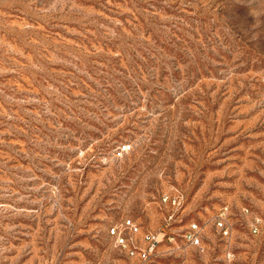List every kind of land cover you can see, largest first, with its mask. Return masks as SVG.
I'll return each instance as SVG.
<instances>
[{"label":"rangeland","instance_id":"rangeland-1","mask_svg":"<svg viewBox=\"0 0 264 264\" xmlns=\"http://www.w3.org/2000/svg\"><path fill=\"white\" fill-rule=\"evenodd\" d=\"M0 264H264V0H0Z\"/></svg>","mask_w":264,"mask_h":264},{"label":"built area","instance_id":"built-area-1","mask_svg":"<svg viewBox=\"0 0 264 264\" xmlns=\"http://www.w3.org/2000/svg\"><path fill=\"white\" fill-rule=\"evenodd\" d=\"M223 213L225 214V212H223ZM219 226H223L222 221L219 222ZM136 230H137V228L135 227V231ZM112 231H114V229ZM188 238L195 243H199L198 238L193 234H188ZM147 239L152 243V245H154L153 243L156 242V239L153 235H147ZM142 256L144 257V256H146V254L144 252H142Z\"/></svg>","mask_w":264,"mask_h":264}]
</instances>
